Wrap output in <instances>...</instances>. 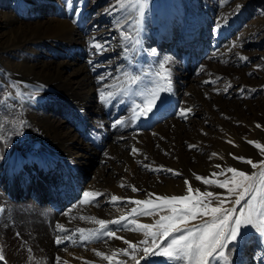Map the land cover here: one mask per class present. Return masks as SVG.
I'll return each instance as SVG.
<instances>
[{
	"label": "bare ground",
	"instance_id": "bare-ground-1",
	"mask_svg": "<svg viewBox=\"0 0 264 264\" xmlns=\"http://www.w3.org/2000/svg\"><path fill=\"white\" fill-rule=\"evenodd\" d=\"M45 1L23 0L27 8L23 13L19 11L22 13L21 18L18 16V9L12 10V13L6 11L4 13H6L7 21H3L4 24L0 23V84L1 87L6 89L5 99L9 109L8 112H14V115L19 119L17 129L14 120H12L14 115L9 117L4 114L3 107L0 105V214L2 213L0 220H3V216L6 219L10 218L9 222L0 223V251L4 257V262L1 260L0 264H143L146 258H149V264H163L160 260L154 259L155 255L152 254L156 252L157 248L147 254L144 252L145 248L150 249L153 247V239L146 237L144 232L139 229L138 231L131 229L130 223L133 221L131 217L133 218L138 212L134 213L133 210H130L131 213L127 214L128 210H126L125 204L137 201V198L135 199L132 196L133 191L129 189L136 188L143 191L145 195L142 197L144 198L151 196L152 205L160 208L158 213L154 215L161 216V214H164L165 216V213L173 215L172 208H180L182 205L167 204L163 200L157 199L158 197L166 196L170 198L172 196L189 195L188 188L191 185L192 192L190 195L193 197L192 203L195 204L197 201L202 200L200 198L201 194L221 192L223 188L219 187L220 182L216 179H210L216 181L215 184H205L203 181L193 184L188 180L189 183L183 178L184 173L179 172L173 175H169L167 172L163 176L166 178L163 181L165 184L159 185V182L155 185H148L150 176L156 173L155 168L152 167L153 170H146L144 167L146 164L142 165L141 162L140 165L139 163L136 164V159L139 161L140 157L138 158L134 151L132 152L133 156L126 161L128 162L127 168H129L126 175L119 172V162L123 159L127 146L132 145L130 139L139 137L141 128L158 121L157 123L161 125L160 135H163L164 138L168 139L171 131H173L172 134L176 133L182 137L187 129H190L189 132L194 129L193 125L196 120L193 116L198 113L203 118L204 112L193 106L194 103L192 102L191 107L193 109L190 108L191 111L186 112L184 116L180 114L182 109L174 112L175 108L174 111L165 114L167 118L171 117L170 120L173 121L171 124H168L169 121L161 124L163 113H159L160 116L158 115L156 120H141V116L135 114L136 103L133 101L136 99L135 94L130 95L132 97L126 103L120 102L119 98L118 101L122 104H119L116 108L114 107V109L108 105L104 107L100 96L107 94L108 98L105 97L108 100V94L114 93L116 89L114 88L115 82H112V77L111 81L104 79L106 75L104 78L97 77V80L94 79L92 77L94 74L90 75L83 65H86V63H80L79 57L76 58L73 45H77L82 41L84 39L82 36L85 34L88 41L90 40L87 47L90 50L97 43L105 42L108 43L107 45H112L111 39L119 36L118 32L113 29L114 27L112 28V25H110L114 14H91L90 9L99 7L101 2L92 3L88 8V0H80L81 2L76 9L81 17L79 21L80 28L83 27L84 30L79 32L73 27V22L69 19L68 13L63 12L61 3H59L60 0H50L52 3H47L48 6H45V3L43 4ZM188 7L185 6L186 10H189ZM166 11L167 9H165ZM169 17L175 19L171 21L172 26L170 27L169 36L158 35L157 32L154 35L159 37L157 36L154 40L152 39V42H149L150 49L145 48L148 49L146 52L152 58L159 56L162 60H170L172 65L169 68L171 75L168 83L172 88L173 82L180 79L179 73L184 75L188 73V78H190V71L197 67L203 58H201L202 56L199 59L197 57L192 64L190 62L192 54L186 53L185 59L180 62L177 60L181 58L177 51L178 48L186 51L188 47L183 42L185 38L181 37L183 40L179 38L182 23L186 24L185 16L180 12L176 14V18H173L172 14ZM32 20H35V22H30ZM77 24L76 22L74 25L77 26ZM151 25L154 26L155 24ZM208 25L209 21L202 22L198 26L199 28L191 33L193 38H186L193 39L194 43L192 45H197V52L199 40L202 38V34H206ZM12 26L16 28L10 34L3 32L6 28ZM260 30L255 28L252 33L256 36ZM57 39H62L68 43L59 44ZM176 39H179L180 42H176ZM36 41H42V43ZM238 41L241 49L244 50L248 46L246 44L248 40ZM37 47L41 48L42 51H37ZM209 48L208 44L204 45L205 52ZM213 49H211V55L209 56L214 57L213 60L208 61L206 58L201 66H210L213 63L212 61H219L220 65L218 67H220V70L210 68L204 73V78L198 80L195 85V92H197L198 97L201 98L204 94L209 95L207 101H198L203 108L209 106V110H214L219 105L228 107L227 104L237 98L234 89H222L225 85L228 87L233 86V80L231 79L232 65L230 66L234 57L233 50L225 49L221 52H215ZM117 51L111 47L102 49L101 56L91 57L85 62L88 65L90 63L98 64L97 71L103 70L102 72H105L108 69L109 71L110 69H119L122 66L121 59L117 57ZM220 71L226 74V79L223 80L224 83L222 81L223 84L215 82L220 77L218 76ZM188 78H185V84L188 83ZM242 80L246 82L247 78L243 76ZM53 85L61 93H65L67 97H71L77 102L79 112L82 113L80 114L82 117L79 118L78 122H76L77 120L74 121V118L72 119L71 114L73 112L71 114L64 112L62 103L45 104L47 99L45 96L48 94L45 93V95L43 91H48L49 87H53ZM169 92L173 95L172 101L175 103L181 101L186 105L187 95ZM127 94L129 96L131 93ZM118 96H121V94ZM74 106L76 107L75 104ZM201 111L203 114H201ZM33 121L36 123L33 124ZM117 121H120V123L117 124ZM141 121H143L142 125ZM203 124L205 123L200 124L196 133L199 134L202 129L203 131L206 130ZM99 131H105L103 135L102 133L99 134V136L102 135V139L99 138L100 142L96 146L87 144L86 136L88 134L86 135L85 132H91L92 135L93 132L96 134ZM158 139L157 137L152 138L151 144ZM136 143H134L132 149L135 148ZM167 144L169 145V143ZM242 147L244 149L241 153L228 152L222 154L226 156L227 160L222 165L224 170L221 171L227 172V169L235 168L246 173H255L256 176L253 180L255 182L264 169V166L260 164L261 161H264V151L254 152L246 144H243ZM15 150H18L20 155ZM199 150L201 153L208 151L207 149H205L206 151L202 150L201 147L186 150L182 143L180 149L176 151L175 157L186 167H199L198 165L203 164L205 161L202 160L207 157H202L201 153L198 154ZM112 151H114V154L110 157ZM23 155L27 159L17 163L16 159ZM40 156L44 157L43 161L41 160L42 162L38 159ZM234 157L245 159L240 160ZM249 159L257 164V168L253 169L250 164L245 162ZM61 162H64L67 166L63 168ZM169 162L167 164H173L172 160H169ZM104 163H106V167L103 166ZM165 167L167 168V166ZM162 169H164L163 166ZM169 169L171 168L168 167ZM161 171L165 172V170ZM212 174L210 173V175ZM228 174L231 175L232 173L228 172ZM180 177L183 179L179 180ZM222 179L226 180V177ZM185 181L188 183L186 184ZM119 184L126 187L120 189L117 187ZM229 184L231 187L233 186L231 181H229ZM152 187H155L154 190H151ZM197 189H199V193L196 191ZM85 191L100 193L101 195L95 199L89 198L90 202L86 203L83 197ZM236 191L234 193H237ZM226 194L229 197L228 191ZM256 194L257 197L262 196V191L259 190ZM113 196L120 199L113 201ZM228 197L226 201L230 202L225 203L226 208L240 207L234 205V197ZM208 198L214 199L216 197ZM67 203H69L68 206ZM134 204L133 206L136 205ZM214 206L216 207V204ZM247 210L245 206V212ZM121 217H125L121 223H110L119 220ZM200 217L197 214V218L194 220L196 221ZM99 220L109 223L101 227L98 223ZM81 229L84 230L83 233L80 231ZM253 231L254 228H248V232ZM108 232H114L115 235L109 236L107 235ZM84 237H87V239ZM58 240L59 243H57ZM125 241L130 242L135 248L130 247L129 243H125ZM97 252L103 255H97ZM144 253L146 256L142 258V255H145ZM105 256L111 257V259H105Z\"/></svg>",
	"mask_w": 264,
	"mask_h": 264
},
{
	"label": "rangeland",
	"instance_id": "rangeland-1",
	"mask_svg": "<svg viewBox=\"0 0 264 264\" xmlns=\"http://www.w3.org/2000/svg\"><path fill=\"white\" fill-rule=\"evenodd\" d=\"M11 1L0 0L1 24L5 23L3 21H7V17L5 15L6 13L4 12L10 11L12 13V10L18 9L17 13L19 11L23 13L27 8V5L23 2V0H11ZM97 1L101 2L100 6L99 7L97 6V8L94 7L90 9L91 14H95V15L114 14L113 21L110 22V25H112L111 27L112 28L114 27L113 29H115L118 32L119 38L115 37L114 39H111L112 45L111 44L107 45L108 43L106 44L105 42L97 43L99 45L102 44V47L99 50H97L94 47L91 48L92 50H90L89 48H87L88 42L90 40L88 41V38L86 37L85 34L83 36L81 35L82 38L84 39L80 41L77 45H73V46L76 51V54L74 53L76 58L79 57L80 63H86V65L85 64L83 65L85 66V68L87 69L90 75L94 74L92 75L94 79L97 80L100 77L104 78L105 75L106 78L104 79L106 80L108 79L107 81H111L113 78L112 82H115V84L114 83L113 84H114V88H116L114 90V93L111 92L109 93L110 95L108 94L109 95L108 100L105 97L107 96V94L102 95L103 99L100 98L102 104H104V107L108 105L110 108L114 109V107L116 108L119 104L128 102L129 98L131 99L132 97L130 95L135 94L136 99L134 98L135 100H133L136 103L135 114L141 116L142 118L141 120L143 119L156 120V117L158 115L160 116V114L163 113L161 124H163L162 122H164L165 124L168 121H169L168 124H171L173 123V121L170 120L171 117L167 118L165 114L167 115L172 110L174 111V108H175L174 112H178L181 109H187V108L193 109L191 107L193 103H194L193 106L200 108V110L204 112L203 118L200 117L198 113H196L193 116L196 120L193 125L194 129L193 130L191 129V132H189L190 129L189 130L187 129V132L185 131L182 137H180L176 133L172 134L173 131H171V133H169L170 135L169 138L168 139L164 138L163 135H160L161 125L160 123L159 124L157 123L158 121H155L150 126H145L144 128H141L139 133L140 135L138 134L139 137L136 138L132 137L131 138L132 140L130 139L132 145L130 147L127 146V148L125 149L126 151L125 155L123 159L120 160L119 162V172L122 175H126L129 171V168H127L128 162L126 161L129 157L133 156L132 148L135 142H137L136 144L138 145V147H136L137 145L135 146L134 149L136 151L134 152L138 158L140 157L139 161L138 159H136V164L138 163L139 165L141 163L142 165L146 164V166H144L146 170L149 169L153 170L152 167L155 168L154 171L156 173L150 176V179L148 181L149 184L146 183L148 185H153V184L155 185L156 183L159 182H160L159 185L165 184L163 181L166 178L163 176H165L167 172L169 173V175H173L177 172L184 173L183 178L187 181L188 180L191 181V183L193 184L199 182L201 183V181H203L196 179V177H203L208 180L216 179V181L220 183L225 181V179L222 178L226 177V180L231 181L233 174L230 175L228 174V171L227 172L221 171L224 170L222 165L225 164L227 160L226 156H223L222 154H227L228 152L241 153L242 149H244L242 147L243 144L248 145L249 148L253 149L254 152H258L259 150L264 151V0H161V1L155 0V2H153L154 0H143V2L142 0L140 1L139 0H88V8H90V4L95 3ZM80 2H81L80 0L59 1V3H61V6L63 8L62 9L63 12L68 13L70 17L69 19L72 20L73 27L79 32H82V30L84 29H82L83 27L80 28L81 26L79 24L81 17L79 16L76 9L77 5L80 4ZM47 3L50 4L52 3V1L46 0L45 2H43L45 6H48ZM238 5L239 7H237ZM185 6H189L188 7L189 10H186ZM165 9L169 11V12L166 11L167 14L165 12ZM21 12L18 13V16L22 14ZM180 12L183 16H185L186 24H184V22L182 23L183 25L180 30L179 38L180 39L181 37L183 39L185 38L184 40L183 39L181 40H183V42L188 47L186 51H182L180 48H178L177 51L181 58L178 57L179 59L177 60L180 62L182 59H185L186 53H189L190 55L192 54L190 58V62H192V64L194 63V61H196L197 57L199 59V57L202 56L201 58L203 59L199 62L197 67H194V69L190 71V78H188L189 76L188 73L186 75H184L183 73L181 74L179 73L180 79L176 80V82H173V86L171 88V86L168 83V79L163 78L168 75V72H170L169 68L172 65L170 60H164V59L162 60V58L159 56H157L156 58L154 57L152 58V56L150 57L149 53L146 51L150 49L149 42L150 41L152 42L154 38H156L158 35L163 34V36L165 37L169 36L171 31L170 27L172 26L171 21L175 20V19H171L169 15L172 14L173 18H176V14ZM165 14L167 17L165 16ZM204 21H209V25L206 28L207 29V32L205 31L206 34L204 35L202 34V38L199 40V48L197 52L196 51L197 45L196 44L192 45L194 43L193 39L189 40L186 38L187 37L193 38L191 36V33H193L197 28H199L198 26H200ZM30 22H35V20H32ZM76 22L78 23L77 26L74 25ZM151 24H155V25L153 26ZM14 28L16 27L15 26L8 27L3 32H5V34H10ZM255 28L261 29L256 34V36L254 35V33H252V30ZM157 32L159 34L154 35L157 34ZM238 40L240 41L248 40L246 43L248 44V46L244 50L241 49V46L238 45L239 44ZM57 41L59 42V44L68 43L67 41H64L62 39L61 40L57 39ZM175 41L177 42L179 41V39H176ZM36 42L42 43V41L39 42L36 41ZM205 44H208V47H210L209 50L206 52H205L206 49H204ZM106 46L107 48L111 47L118 50L117 57L121 59L120 62L123 68L120 67L119 68L120 70L113 69L114 71L112 69H110L109 71L108 69L105 72H102L103 70L97 71L99 68L98 64L94 65L96 63H92V64L90 63L89 66L88 63L85 62L87 61V59L88 60L91 59V57L94 58L96 56H101L100 52L102 51V49H107ZM145 47L146 48L148 47V49H146ZM37 48H38L37 51H42L41 48L39 47ZM212 48H214L213 50L215 52H221L224 51L225 49L233 50L232 52L234 53L233 55L234 57L232 59V63L230 64V66L232 65L231 79L233 80L232 81L233 86L228 87L225 85L222 87V89L223 88L234 89L236 91L237 98H235V100L234 99L231 100L230 103L227 104L228 107H223L219 105L214 110L213 109L209 110L208 109L209 106L203 108L198 103V101L200 100L207 101L209 95H205V94L202 95V97H204V98L201 97L202 99L198 97L197 92H195L196 91L195 85L198 83V80H202V78H204L205 75L204 73H206L210 68L220 70V67H218L220 65L219 61H212L213 63H211L210 66H204V65L201 66V63L206 58L208 59V61L213 60L214 57L212 58L209 57L211 55ZM121 57L123 58V60ZM162 64H163V68L161 67ZM192 64L190 63V65ZM218 76L220 77L215 82L219 84L222 83L223 80L225 81L226 79L225 73L220 71L218 72ZM243 76L247 78L246 82L242 80ZM185 78L189 79L187 84L184 83L186 82ZM116 84L119 86H117ZM49 88L50 89H48V91L47 90L43 91L44 94L45 93L48 94V95L45 94L46 95L45 97L47 98L45 104L53 105L57 102L62 103L64 112L66 114H71L73 112L72 114L74 115L71 114L72 119L74 118L73 120L74 121L77 120L76 122H78L79 118L82 117V115H80L82 113L79 112V105L77 104V102H75L73 98L67 97L65 93L64 94L61 93V91H59V89L56 86L53 85V87H49ZM120 89L123 91L122 93L124 95L121 93ZM160 89H166V90L160 91ZM118 90L120 93L117 92ZM154 91L158 92L160 99L157 100L156 107L153 109V111L143 116L141 115V107L148 99L151 98V94ZM169 91L178 93L179 95L180 93H184L185 95H187L186 96L187 102L185 101L186 105L181 101L178 103L172 101L173 95ZM5 93H6V89H4V87H1L0 84V105L3 107V113L8 115L9 117H12L14 115V112H8L9 109L6 104ZM127 93H131V94H129L128 96ZM120 94L121 96H118ZM126 96L128 97V99H126L127 98ZM122 98H124L125 100ZM118 99L122 103H119ZM62 100L66 102L64 103ZM66 103L69 106H67ZM109 103L111 104V106ZM74 104L76 105V107L74 106ZM72 107H74L75 109L77 108L78 112L77 109L75 111V109ZM202 111L201 114H203ZM166 119L167 121H165ZM12 120H14V124L18 129L19 127L18 117L14 115ZM141 122L142 125L143 121ZM203 122L205 123L203 125L206 127V130L204 129L203 131L202 129L201 132H199V134L196 133L197 129L200 127V124H202ZM35 123L36 122L33 121V124ZM104 132L105 131H99L97 132L98 134L97 133L95 134L93 132L92 135L91 132L89 133L85 132L86 135L88 134V136H86L87 138L86 140L88 141L87 144L96 146V144L100 142V139H102V135L104 134ZM101 133L102 135L99 136V134ZM96 135H98L99 137ZM155 137L159 138L157 140L159 141V143H157V141L154 140V143L151 144L150 142L151 139ZM250 141L254 143H249ZM167 143H169V145ZM182 143L186 150L195 147H199V148L201 147V149L204 151H206L205 149H207L208 151H206L205 153L204 152L201 153L200 150L199 152H197L198 154L201 153L202 157L207 156L204 160H202L205 162L203 164L198 165L199 167H195V166L186 167L185 165H183L181 161L175 157L176 151L180 149ZM257 144H259L261 147L260 148L256 147ZM94 146L92 147L94 148ZM15 152L18 154L19 151L15 150ZM213 153H215V155H213ZM112 154H114V151L111 152L110 157L113 156ZM26 159L27 158H25V155H23L22 157L21 156L18 157L16 161L18 163L19 161H25ZM38 159L40 161L41 160L43 161L44 157L40 156L38 157ZM169 160H172L173 164H167ZM217 165H219L220 167H216ZM65 166L67 165H65L63 162L62 167L64 168ZM103 166L106 167V163H104ZM162 166L164 167V169H162ZM165 166H167V168ZM168 167L171 168L170 170L172 171H168ZM161 170H165V172ZM108 173H110V171H108ZM210 173H216V175L213 176L210 175ZM182 176L183 175L181 174V177ZM181 177L179 178V180L183 179ZM259 181H260V175L258 176V180H256L255 182L252 181V183H254L253 186L254 187L259 186V189L262 191L261 194L262 196H258L259 198L257 197V200L253 202L254 207L256 206L260 207V204L264 203V185H259ZM117 187L122 189L125 188L126 186L123 184H119ZM230 187L231 186L229 184L228 187L223 188L221 192L213 193L214 197H216L214 199L204 197L201 195L202 197L200 196V198H202L203 203L200 206L203 207V204L208 203L209 201H211L210 207H213L214 204L218 206L220 200H226V198L228 197V194L226 193L228 191V188ZM154 188L155 187H152L151 190H154ZM129 190L133 191V188H130ZM236 190L237 193L229 195V197L231 196L234 197V200L242 191V189H236ZM144 195L145 194L143 191L136 190L133 191L132 196L135 199L137 198L136 200L150 201V203L135 205L133 201L132 203L128 202L125 204L126 210H128L127 214H130L133 209L136 210L134 213L138 212L137 214L134 215L133 218L131 217V220H133L132 223H130L131 229L134 231H138L139 229L142 232H144V235L146 237H151L152 239L153 237L149 233L156 232L157 233V236L155 238L156 242L160 244L161 247H163L168 242L169 238H165L164 240L161 241V238L158 234L159 229L157 222L161 220V217H165V216L170 217L172 215L170 213L168 214L165 213V216L164 214H161V216L158 214H157L158 216L154 215L158 213L160 208L152 205L151 196L144 198L142 197ZM133 204L135 206H133ZM68 205L69 203H67V206ZM223 207L226 208V205L224 204ZM142 212H148L150 214L143 215L141 214ZM1 214H0V218L2 216ZM200 216L201 217L196 221L194 219H190L186 224L179 226L182 228L191 229L194 226L202 225L205 221H211L212 219V217L210 216H202V215ZM2 219L3 220H0V223L3 222V224L10 221V218L6 219L4 216ZM164 222L167 223L168 221H164ZM144 224L153 225V228L149 230L139 227V225H144ZM178 234L179 233H173L171 238H174ZM153 249H155V247L150 248V251ZM158 250L159 249H156V251ZM223 251L225 252V257L222 258L217 256L216 260L212 261V264H264V238H261L260 233L257 232L255 229L253 232H248L247 229L245 232L244 241L242 243H240L239 245L229 244L227 248L223 249ZM0 255H2L1 251H0ZM145 256L146 254L142 255V258H144ZM154 259L160 260L161 262H163V264H185V262L170 261L167 257L161 255H155ZM2 262H4V259L2 260ZM149 262H150L149 258H146L143 264H149Z\"/></svg>",
	"mask_w": 264,
	"mask_h": 264
},
{
	"label": "snow or ice",
	"instance_id": "snow-or-ice-1",
	"mask_svg": "<svg viewBox=\"0 0 264 264\" xmlns=\"http://www.w3.org/2000/svg\"><path fill=\"white\" fill-rule=\"evenodd\" d=\"M239 7V5L237 6ZM94 48L99 50L102 45L94 44ZM155 54V52H153ZM163 68V64L161 65ZM167 71V70H166ZM170 72L165 79L170 80ZM166 89H160L164 91ZM110 95V94H109ZM103 99V96H102ZM160 97L158 92H153L151 98L148 99L141 107V115H147L151 113L156 107L157 100ZM190 109H182L181 115L184 116L186 112H190ZM186 118V117H185ZM117 124L120 121L116 122ZM259 126V125H258ZM254 143V142H249ZM256 147L260 148L259 144ZM133 151H136L133 149ZM215 155V153H213ZM235 159L244 160L243 157H234ZM246 163L250 164L253 169L257 168V164L253 161L246 160ZM260 164L264 166V161H261ZM216 167H220L217 165ZM172 171V170H168ZM228 172L232 173L231 183L233 187L228 188L229 195H232L236 189H242L240 194L236 197L234 205L240 206L239 208L233 206L231 208H224L223 205L226 200H220L219 205L216 207H210L211 201L203 204V207L200 205L203 201H197L195 204L192 203L193 197L190 195L192 192L191 185H189L188 191L189 195L186 196H172V197H158L157 199L163 200L167 204H180L182 207L172 208L173 215L170 217H161V220L157 222L159 229V236L161 240L169 238L168 242L161 247L160 244L156 242V232H150L149 234L153 237L152 244L153 247L159 249V251L153 252L154 255H161L167 257L170 261L174 262H185V264H212L213 260H216L217 256L225 257V252L223 249L227 248L229 244L239 245L244 241L245 232L248 228H254L257 232L260 233L261 238H264V203L260 205L259 208L253 206V202L257 200L256 192H258L259 186L254 187L252 181L256 176L255 173L249 174L244 171L237 170L235 168L227 169ZM213 176L216 173L212 174ZM198 180H203L205 184H215L217 183L214 180H208L203 177H196ZM187 184L188 182L185 181ZM229 185V180H225L219 184V187L226 188ZM259 185H264V170L260 172V181ZM136 188H133V191H136ZM199 193V189L196 190ZM101 195L100 193L85 191L83 193L84 202H90L89 198L95 199L97 196ZM151 195V194H150ZM205 197H213L212 192H205L201 194ZM120 198L113 196L112 200L116 201ZM135 204H147L150 201H134ZM245 206L247 207V212H245ZM136 210L133 209V212ZM143 215H149L148 212H142ZM197 214L202 216H211V221H205L202 225L194 226L191 229L182 228L179 225L186 224L190 219H196ZM125 217H121L119 220L111 221L110 223L119 224L123 221ZM164 221H168L165 223ZM98 223L101 227H104L107 223L104 220H99ZM140 228L149 229L153 228V225H139ZM83 233V229L80 230ZM173 233H179L174 238H171ZM107 235L114 236V232H108ZM87 239V237H84ZM122 239V238H121ZM60 241L58 240L57 243ZM129 246L133 249L135 248L130 242ZM144 252L147 254L150 252V249L145 248ZM97 255H103L100 252L96 253ZM105 259H111V257H104ZM3 255H0V260H3ZM59 259V258H58Z\"/></svg>",
	"mask_w": 264,
	"mask_h": 264
}]
</instances>
